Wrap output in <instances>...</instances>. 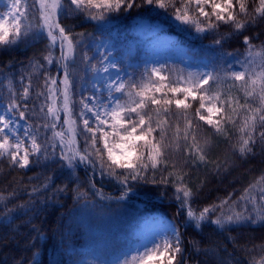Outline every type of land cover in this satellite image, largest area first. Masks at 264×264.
<instances>
[{
  "label": "snow or ice",
  "instance_id": "obj_1",
  "mask_svg": "<svg viewBox=\"0 0 264 264\" xmlns=\"http://www.w3.org/2000/svg\"><path fill=\"white\" fill-rule=\"evenodd\" d=\"M0 7L5 9L0 49L45 42L40 54L20 62L18 70L12 65L0 70V174L5 165L11 171L58 164L77 184L79 200L85 194L76 173L83 167L92 174L89 189L100 199L122 201L140 184L171 186L185 228L199 231L210 223L230 233L264 227V170L239 195L234 190L203 208L193 206L198 190L189 186L185 170L211 165L221 175L264 156V31H254L264 23V0H0ZM152 12L167 16L181 31L213 35L221 63L210 72H177L166 62L146 60L141 69L113 53L110 32L106 36L112 21ZM71 16L95 21L99 37L75 33L63 23ZM225 26L229 31L221 32ZM149 31L162 39L157 25ZM234 38L244 53L223 50ZM257 40L259 46L253 43ZM221 141L229 148L223 159H213L214 142ZM96 175L116 181L121 194L105 197ZM53 179L29 177L39 183L23 189L28 199L14 208L8 204L21 189L0 192V223L23 215L31 224L68 191V184L54 187ZM32 230L36 247L45 234L35 226ZM226 239L248 256L247 264H264V234L259 243L239 233ZM126 243L123 259L115 264H187L182 233L172 221L160 231L134 233ZM204 251L206 256L212 252ZM222 251L224 256L215 254L216 264H241L226 246Z\"/></svg>",
  "mask_w": 264,
  "mask_h": 264
},
{
  "label": "trees",
  "instance_id": "obj_2",
  "mask_svg": "<svg viewBox=\"0 0 264 264\" xmlns=\"http://www.w3.org/2000/svg\"><path fill=\"white\" fill-rule=\"evenodd\" d=\"M137 18L141 17H137L135 13L121 16L112 21L107 31L111 32L116 28L120 30L128 28ZM143 18L163 25V30L175 34L179 41L190 49H202L201 54L208 56L214 66L221 63L216 46L199 48L201 42L212 41L213 35H197L194 31H181L167 16H157L155 12L144 13ZM63 23L72 27L75 33H93L97 37L99 36V32L94 28L96 22H89L82 16L68 17L63 20ZM227 31H229L227 26L221 29V32ZM252 31L250 30L246 34H251ZM254 31H264V23L260 24ZM44 43H37L27 49L23 46L0 49V70H6L8 65L13 66V71L18 70L21 67L20 62L26 63L29 57L40 54V50L44 48ZM253 43L259 46L261 41L257 40ZM223 50L225 52L239 51L244 53L245 47L239 39L234 38L224 44ZM224 66H227L226 63ZM180 69H183L180 61L169 67L171 71L177 70L178 72ZM228 148L227 142L221 141L219 144L214 142L211 157L223 159ZM4 167V173L0 174V192L7 195L14 188L21 189L17 198L8 204L9 208L26 202L28 196L23 189L29 188L31 184L39 183L38 180L29 181V177L41 176L43 178V176L51 175L54 178V187L68 184L69 188L57 202L49 203L31 224L27 223L29 217L23 215H18L15 221L10 224L0 223V264H33L37 255L39 256L37 260L39 264H75V262H79L81 257L79 249L85 246L91 248V245L94 246L92 250L90 249L92 257L83 264H105L103 260L113 264L110 260L118 255L120 250L124 248L123 244H126L131 237L130 235L133 234V226L129 223L135 220L137 222L149 212L161 213L178 225L184 241L183 247L185 248L187 264H205V261L207 264H216L215 254L225 255L222 251L223 246L227 247L228 252H234L241 264H247L248 256L242 251H235L233 244L228 242L226 237L229 234L236 236L239 233L245 237H256V242L259 243L258 238L264 234V227L259 225L238 228L230 233L218 231L216 226L210 223L203 225L199 231L190 226L185 228V214L183 212L177 214V202L172 198L173 189L171 186L140 184L134 186L127 193V198L122 201L108 198L100 199L99 196L93 195L95 189H89L88 178L92 175L91 172H86L81 167L76 175L80 181V192L85 195L77 200V193L74 191L77 184L69 182L67 171L60 168L58 164H49L47 167L33 165L30 170L9 171L6 165ZM185 170L189 171L186 178L189 181V186L194 191L198 190V197L193 206L203 208L208 203L216 201L217 197H223L234 190L235 195H239L249 182L261 175V171L264 170V156H257L249 163H239L237 167L221 175H217L211 165ZM94 179L97 188H102L105 197H116L121 194L122 189L116 181L102 179L99 175H96ZM85 201H97L103 205L95 204L96 207L84 210L82 204ZM33 226L45 234L43 239L36 242V247H32L31 243L36 236V232L32 230ZM111 226L122 230L123 235H120L119 231L105 235V237L101 235L100 231L107 230ZM124 236L125 239H123ZM206 249L212 250L208 256L205 255L204 250Z\"/></svg>",
  "mask_w": 264,
  "mask_h": 264
},
{
  "label": "rangeland",
  "instance_id": "obj_3",
  "mask_svg": "<svg viewBox=\"0 0 264 264\" xmlns=\"http://www.w3.org/2000/svg\"><path fill=\"white\" fill-rule=\"evenodd\" d=\"M4 10L5 9L3 7H0V12H3ZM141 19L146 21V24L142 25L141 23H139ZM151 25H157L159 27V31L162 37L161 40L157 41L154 37L151 36V33L149 31V26ZM108 33L109 31L106 32V36L108 35ZM108 42L115 46L112 49L113 53H121V55L125 58L126 63H131L133 65L139 64L141 69L143 68V62L147 60L150 64L152 62H166V67H168V69L171 65H174L176 64V62L180 61L183 65V69H186L188 71H213L214 65L212 64L208 56L201 54L202 49H190L187 45L180 42L175 34H170L163 30V25L157 22L153 23L148 18H137L132 22V25L130 27L124 28L122 30H120L119 28L113 29L110 32V36H108ZM209 46L215 47L213 45V40L201 42L199 44V48ZM129 70L131 71V69ZM61 116H63V114H61ZM95 204L100 206L103 205V203L97 201H85L82 204V208L84 210H88L90 208L96 207ZM168 221H172L173 223H175L173 220L160 213L151 212L147 215H143V217L138 219L137 222L135 220L129 224L133 226V234L137 232L151 233L153 231L163 230ZM116 231H119V234L123 235L122 230L117 229L115 226H111L107 230L100 231V233L105 237V235L113 234ZM133 234L130 235L131 237L129 239L133 238ZM125 238L126 237L124 236L123 239ZM123 245L124 248L120 250L118 255L110 260V262H112L113 264H115L117 258L123 259L122 252L126 249L127 243ZM93 247L94 246L91 245V248L85 246L79 249V254L81 255L79 264H83L86 260L92 257L90 251L93 249ZM38 258L39 256L37 255L36 261L38 260ZM103 261L105 262V264H109L105 260Z\"/></svg>",
  "mask_w": 264,
  "mask_h": 264
}]
</instances>
